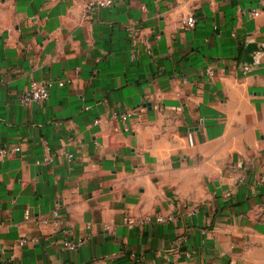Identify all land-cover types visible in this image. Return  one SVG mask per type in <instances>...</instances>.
Listing matches in <instances>:
<instances>
[{"label":"crops","instance_id":"obj_1","mask_svg":"<svg viewBox=\"0 0 264 264\" xmlns=\"http://www.w3.org/2000/svg\"><path fill=\"white\" fill-rule=\"evenodd\" d=\"M87 1L0 0V264H264V0Z\"/></svg>","mask_w":264,"mask_h":264},{"label":"built area","instance_id":"obj_2","mask_svg":"<svg viewBox=\"0 0 264 264\" xmlns=\"http://www.w3.org/2000/svg\"><path fill=\"white\" fill-rule=\"evenodd\" d=\"M114 0H88L86 4L83 7V13L86 17L90 16L95 10L101 7H108L113 5ZM255 14H259L258 11H255ZM197 24V17L195 14L187 15L183 17L182 19V28L185 30L192 29ZM129 39L132 42V45L135 48V51L132 54V59H137V53L136 48L143 44L145 52L148 54H153V46L152 41L144 36L141 33V30L137 27H131L129 29ZM61 85L64 84V82L60 83ZM50 85L44 81H34L30 87V89L20 95V102L23 105H28L31 103H41L45 100H47L50 96ZM132 115L131 111H127L124 114H122V119L125 120L129 116ZM100 119H97L95 123H99ZM19 147H14L12 149L10 148H3L0 151L1 155H6L15 151H18ZM67 157L69 159H72L74 157L73 153H67ZM191 214H194V212H191ZM54 216H59L58 211L54 212ZM175 220V215L173 213L169 214H162V213H156V214H149L141 217L138 221H132L129 220L130 226H138V225H152V224H163L168 223ZM43 222H47L44 220ZM136 224V225H134ZM139 227V226H138ZM28 240H34V238H25L20 240V245H24ZM86 239L79 238L77 240H73L70 238L65 237L62 241L63 246L70 250H77L80 246L85 244Z\"/></svg>","mask_w":264,"mask_h":264}]
</instances>
